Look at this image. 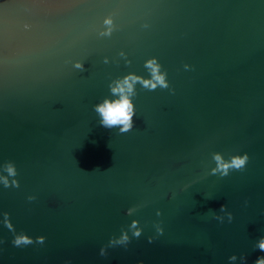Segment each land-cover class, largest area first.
Segmentation results:
<instances>
[{
    "label": "water",
    "instance_id": "water-1",
    "mask_svg": "<svg viewBox=\"0 0 264 264\" xmlns=\"http://www.w3.org/2000/svg\"><path fill=\"white\" fill-rule=\"evenodd\" d=\"M126 77L122 132L96 107ZM262 238L264 0H0V264H255Z\"/></svg>",
    "mask_w": 264,
    "mask_h": 264
},
{
    "label": "clouds",
    "instance_id": "clouds-1",
    "mask_svg": "<svg viewBox=\"0 0 264 264\" xmlns=\"http://www.w3.org/2000/svg\"><path fill=\"white\" fill-rule=\"evenodd\" d=\"M79 67V65H77ZM148 67L151 68L152 74H153V80L152 81H145V86H150L151 89H155L157 84H159L162 87H167V82L165 81L163 75L159 74V66L156 65L155 61H149ZM135 77H126L122 82H117L116 87L112 89L114 94H119L120 98L115 101H105L102 105H98L96 107V111L100 113L102 117V125L105 127H112L114 125H123L121 128L122 132L129 131L132 127V117L135 114L133 105L131 104V101L129 99V94L132 93L133 90V81L135 80ZM127 93V94H126ZM215 159L218 162V166L223 170V174L227 175V170L229 168L236 169V170H243L246 166L249 157L245 153L243 155H236L231 158L229 162H223L222 158L217 154L215 156ZM9 174L15 175V170L12 167H9L8 169ZM32 199V198H30ZM225 205H221L220 211L225 210ZM217 219H221L220 217H216ZM229 219L231 220V214H229ZM159 233L163 232V229L158 230ZM140 232L137 231L134 233V237H139ZM44 236H38L35 238V242L39 244H43L45 242ZM151 241V238H149ZM129 237L127 234H124L121 236L119 240H110L109 241V247H114L116 245H123L127 246L129 243ZM34 240L32 237L28 236L27 234H22L15 236L12 243L14 246L21 247L26 245L33 244ZM258 248L261 252H264V238L260 239ZM106 249L104 247H101L100 249V255L104 256L106 255ZM231 260H235L236 256L233 255L230 257ZM138 264H143V261L138 262ZM255 264H264V257H259L256 259Z\"/></svg>",
    "mask_w": 264,
    "mask_h": 264
}]
</instances>
